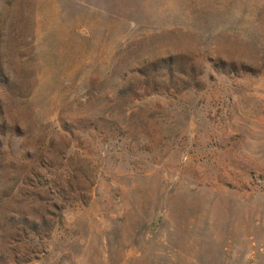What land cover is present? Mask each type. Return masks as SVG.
I'll list each match as a JSON object with an SVG mask.
<instances>
[{"label": "rangeland", "instance_id": "374dc122", "mask_svg": "<svg viewBox=\"0 0 264 264\" xmlns=\"http://www.w3.org/2000/svg\"><path fill=\"white\" fill-rule=\"evenodd\" d=\"M0 264H264V0H0Z\"/></svg>", "mask_w": 264, "mask_h": 264}, {"label": "trees", "instance_id": "16d2710c", "mask_svg": "<svg viewBox=\"0 0 264 264\" xmlns=\"http://www.w3.org/2000/svg\"><path fill=\"white\" fill-rule=\"evenodd\" d=\"M180 75L183 77V78H189V75L185 72H181Z\"/></svg>", "mask_w": 264, "mask_h": 264}]
</instances>
